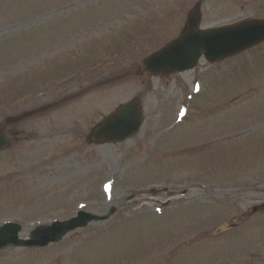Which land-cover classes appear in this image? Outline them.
Here are the masks:
<instances>
[{
  "label": "rangeland",
  "instance_id": "rangeland-1",
  "mask_svg": "<svg viewBox=\"0 0 264 264\" xmlns=\"http://www.w3.org/2000/svg\"><path fill=\"white\" fill-rule=\"evenodd\" d=\"M197 2L202 29L264 19V0H0V125L45 108L9 126L0 225L20 222L26 238L79 210H117L48 247H8L0 264H264V209L251 211L264 205V43L212 66L136 74ZM133 98L140 131L93 141ZM153 187L189 191L166 207Z\"/></svg>",
  "mask_w": 264,
  "mask_h": 264
},
{
  "label": "water",
  "instance_id": "water-1",
  "mask_svg": "<svg viewBox=\"0 0 264 264\" xmlns=\"http://www.w3.org/2000/svg\"><path fill=\"white\" fill-rule=\"evenodd\" d=\"M201 18L200 6H197L189 17L187 29L175 41L162 51L153 54L147 59L141 69L142 73L150 72L153 75L174 71H184L195 67L204 55L209 61L215 62L232 56L253 45L264 41V20H247L238 24L201 31L197 29ZM29 114H25L27 116ZM22 116V117H24ZM21 118H12L9 122H16ZM143 122L141 102L134 99L120 106L115 113L108 117L104 124L97 128L93 137L103 141H123L135 134ZM104 132V136L101 133ZM8 141L0 135V149ZM156 193V189H152ZM94 219H103L88 213L81 212L78 218L63 223L57 222L51 227H41L34 232L32 240H21L18 232L21 227H8L0 232V249L8 244L46 245L60 240L68 231L84 226Z\"/></svg>",
  "mask_w": 264,
  "mask_h": 264
},
{
  "label": "flooded vegetation",
  "instance_id": "flooded-vegetation-1",
  "mask_svg": "<svg viewBox=\"0 0 264 264\" xmlns=\"http://www.w3.org/2000/svg\"><path fill=\"white\" fill-rule=\"evenodd\" d=\"M8 132H10L11 133V130H10V128L8 129ZM252 257V256H251ZM261 258V257H260ZM235 262V261H234Z\"/></svg>",
  "mask_w": 264,
  "mask_h": 264
}]
</instances>
